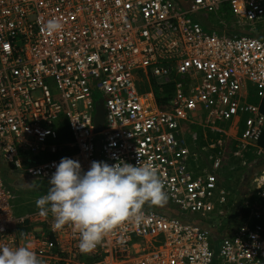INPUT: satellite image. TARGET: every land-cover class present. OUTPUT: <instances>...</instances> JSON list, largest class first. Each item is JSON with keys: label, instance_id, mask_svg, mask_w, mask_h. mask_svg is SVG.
Returning a JSON list of instances; mask_svg holds the SVG:
<instances>
[{"label": "built area", "instance_id": "2783aa9c", "mask_svg": "<svg viewBox=\"0 0 264 264\" xmlns=\"http://www.w3.org/2000/svg\"><path fill=\"white\" fill-rule=\"evenodd\" d=\"M219 5L239 22L264 23V0H0V158L47 181L62 157L84 171L92 161L140 160L156 168L180 212L202 221L229 208L235 168L221 122L240 119L239 147L263 154L264 40L207 32L194 20ZM52 18L61 31H45ZM187 126L225 139L191 150ZM255 188L239 225L218 239L198 223L143 209L140 224L123 223L81 251L75 227L53 229L51 213L35 210L21 231L16 196L0 175V245L28 244L45 264H264V191Z\"/></svg>", "mask_w": 264, "mask_h": 264}, {"label": "clouds", "instance_id": "9594fccd", "mask_svg": "<svg viewBox=\"0 0 264 264\" xmlns=\"http://www.w3.org/2000/svg\"><path fill=\"white\" fill-rule=\"evenodd\" d=\"M63 28L56 19H48L45 31L57 33ZM47 181L45 195L35 201L39 215L53 217V229L71 224L78 232L81 251L95 248L123 223L140 224L143 206L159 205L168 196L156 168L142 161L118 160L114 164L92 161L82 170L79 161L62 157ZM29 186L32 183H28ZM122 242V241H121ZM0 264H45L31 246L0 245Z\"/></svg>", "mask_w": 264, "mask_h": 264}, {"label": "rangeland", "instance_id": "374dc122", "mask_svg": "<svg viewBox=\"0 0 264 264\" xmlns=\"http://www.w3.org/2000/svg\"><path fill=\"white\" fill-rule=\"evenodd\" d=\"M217 12L219 14L224 12L227 15V17L223 18V19L220 16H218V19H217L215 17V15H213V14L208 15L209 16L208 21L210 23L215 24V26L218 29H219L218 21L220 23H222L224 27H227L228 24H226V22L224 20L230 21V19H233L234 20L233 26H235L236 28L241 30L240 35H255V36L264 40V23L252 25V24H245L243 22L242 23L235 22L236 19H234V17H236V15L232 12L231 8L225 7V5L217 6ZM206 17L207 16H205L204 14L193 16L194 20L198 21L199 23H202L206 19ZM220 19H222V20H220ZM49 87H51L52 91L55 90L54 89L55 87L51 86V83L49 84ZM250 89L252 90L251 95H250V100H252L253 102H256V99L253 96V92H254L255 88L253 86H250ZM97 98H99V97H97ZM261 111L264 115V99L261 101ZM215 123L217 124V126H219L220 121H216ZM238 123L240 124V119L237 121V124ZM230 126H232V124H227L226 122H221V127L224 129H227ZM187 128L185 129L186 133H187ZM199 131H200V128L197 126H194V127H191L188 129L189 133H198ZM187 142H188V145H190L192 142L190 134H187ZM226 163L230 167H235L234 171L232 170L228 173V177H227L228 182L226 184L230 183L232 186H237L239 188L238 189V195H240V191H242V190L243 191L247 190L246 194L249 192V190L250 191L252 190V192H254L256 190L255 184L256 185L260 184L261 187H263L262 191H264V181H262L259 178L260 176L261 177L264 176V174H263L264 173V152L261 155H257V154H254L250 150L249 147L247 149H241L239 147L238 141L233 139L232 142L230 143L229 147H227V150H226ZM235 173H236V175H235ZM255 179H259L260 183H253ZM225 182H226V180H225ZM233 184H236V185H233ZM237 187L235 189H237ZM11 190L17 194L16 200L14 203V208H15L14 213L17 216H21L24 213L31 212L32 209L36 207V204H35L36 199L33 198L34 195L31 194L29 191H27L25 189H14V188H11ZM251 194H253V193H251ZM36 197H40V194L36 193ZM163 205L167 206L168 212L167 211L166 212L172 216H178L177 214H180V215L185 216V217H194V218L197 217L196 215L180 212L179 210L174 208L169 202L167 204H163ZM36 209H37V207H36ZM218 210H222V212H224L226 214H227L228 210L226 208H222V209L216 208L215 211L212 214H210V216H213V219L215 221H219V222L221 221L222 222L224 219L222 218V214H219ZM183 220H187V219H183ZM237 225H239V222L236 221L235 219L233 221H231V223H230V227H236ZM217 231H219L217 233V234H219L222 231V226L218 227Z\"/></svg>", "mask_w": 264, "mask_h": 264}, {"label": "crops", "instance_id": "0c3cea01", "mask_svg": "<svg viewBox=\"0 0 264 264\" xmlns=\"http://www.w3.org/2000/svg\"><path fill=\"white\" fill-rule=\"evenodd\" d=\"M174 1H176L178 3L184 2V0H174ZM225 7H227V6L225 5ZM201 14L202 13H199V14H196L195 16L201 15ZM204 15L207 16L206 19L202 23H199V22L198 23L202 26V28L205 31H207V32H213L214 31V32H217L219 34H225V35H228V36L240 35L241 30L236 28L235 26H233L234 25V22H233L234 20L233 19H230V21L224 20L226 22V24H228L227 27H224L223 24L218 21V23H219L218 24L219 29H218L215 26V24L210 23L208 21V17H209L208 15L209 14L204 13ZM213 15H215V17L217 19H218V16H220L222 19L227 17V15L224 12L219 14L216 11L215 13H213ZM222 19H220V20H222ZM234 19H236L235 22L242 23V22H239L238 18L234 17ZM197 127H199V126H197ZM189 128H191V126L187 128L186 137H187V134H190L191 141H192L193 140L192 134H196L195 135L196 138H195L194 142L192 141L190 145H191V150H195L196 149L197 152H200V149L203 148V147H206V145H208V144H210L212 142H215L217 140H220L222 138L221 134L216 133V132H209V130L203 129L201 127H199L200 131L198 133H189L188 132ZM239 129H241V125L240 124L239 125L233 124L229 128L224 129L228 133L227 140H228L229 144L232 142L233 139H235V131L239 130ZM224 139H225V136H223L222 141ZM200 162H202V161L201 160L197 161V164L200 165L201 164ZM7 165L8 164L5 163L0 158V175L3 178V180L5 182V185L10 190H11V188H14V189H25V190L29 191L31 194H33L35 196V197L33 196V198H35V199L38 198V197H36V193H39L40 196L45 195L47 193V189H48L47 180H40V179H37V178L20 175L18 171L14 170L10 165H8V166ZM192 169L194 171H198L197 168H195L193 166H192ZM28 183H32V185L29 186ZM229 186L232 188V190H231V193H232L231 201H232V203H231V206L229 208H226L228 210L227 214L224 213L222 215V218L224 219L222 222L221 221L220 222L219 221H215L213 219V216L210 217V220L206 219V220L200 221V220H198L197 218H194V217H185V216H182L180 214H177V215L180 218H185V219H187L189 221H192L193 223H198L202 228L206 229L209 233H211V235L213 236L214 239H216V238L218 239V237H221L222 234L224 232H227L228 229L233 228V227H230L231 221H233L235 219L236 221L239 222V212L242 213V211H240V208L243 207V202L246 199H249V196L252 195L251 193H253V195L255 194V192H252V190L251 191L249 190V192L247 194H246L247 190L246 191L242 190V191H240V195H238V189L239 188L237 186H232L231 184ZM236 187H237V189H235ZM14 194L17 197V194L16 193H14ZM167 203H168L167 200L164 203L159 204V205H151V204H147L146 203L143 206V209L152 210V211H155L157 213L166 214L168 212V210H167L168 208H167V206H165L163 204H167ZM35 209H36V207L33 208L31 212L24 213L21 216H17L14 213L15 218H17L19 220L23 219L22 224L19 225V229L21 231L24 230L27 226H31L29 221H28V219H27V216H29L30 214L34 213ZM220 226H222V231L219 234H217L219 232V231H217V228L220 227Z\"/></svg>", "mask_w": 264, "mask_h": 264}, {"label": "water", "instance_id": "95a60500", "mask_svg": "<svg viewBox=\"0 0 264 264\" xmlns=\"http://www.w3.org/2000/svg\"><path fill=\"white\" fill-rule=\"evenodd\" d=\"M104 118L103 107L101 104L97 105L96 107V117H95V132L98 133L102 129Z\"/></svg>", "mask_w": 264, "mask_h": 264}, {"label": "trees", "instance_id": "16d2710c", "mask_svg": "<svg viewBox=\"0 0 264 264\" xmlns=\"http://www.w3.org/2000/svg\"><path fill=\"white\" fill-rule=\"evenodd\" d=\"M166 90H170L171 89V87L169 86L168 88L167 87H164ZM155 90H156V95H160V92H158L159 91V88H157V87H155ZM259 144V147L261 146V148H263V150H264V132H263V134H262V137H261V139L259 140V142H258Z\"/></svg>", "mask_w": 264, "mask_h": 264}]
</instances>
